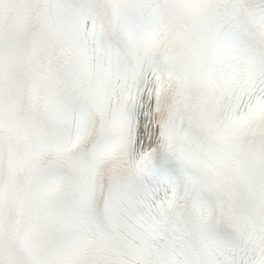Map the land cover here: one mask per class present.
Wrapping results in <instances>:
<instances>
[{"label":"snow or ice","instance_id":"6c2138e0","mask_svg":"<svg viewBox=\"0 0 264 264\" xmlns=\"http://www.w3.org/2000/svg\"><path fill=\"white\" fill-rule=\"evenodd\" d=\"M0 264H264V0H0Z\"/></svg>","mask_w":264,"mask_h":264}]
</instances>
